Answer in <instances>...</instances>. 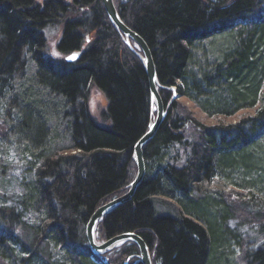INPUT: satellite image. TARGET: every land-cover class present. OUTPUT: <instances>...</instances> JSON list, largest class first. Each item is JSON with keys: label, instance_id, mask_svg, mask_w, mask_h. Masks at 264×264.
<instances>
[{"label": "trees", "instance_id": "16d2710c", "mask_svg": "<svg viewBox=\"0 0 264 264\" xmlns=\"http://www.w3.org/2000/svg\"><path fill=\"white\" fill-rule=\"evenodd\" d=\"M68 1L76 7L79 16L72 17V21H68ZM93 1L0 0V104L7 105L4 110L9 119L7 125L17 126L14 131L21 136L20 140L35 152H48L51 140L59 150L56 156L59 159L52 157L43 168L32 167L36 177L33 178L36 183L31 189L33 192L22 187L23 192L17 196L14 208L0 207V264H96L89 249L82 248V244L87 243L85 234L77 237L75 233L80 229L85 232L95 204L123 191L132 167L129 153L151 121L149 87L143 67L136 60H127L126 65L119 63L118 53L111 50L118 43L113 39L111 23L101 3L94 4ZM126 2L117 7L118 14L147 44L157 77L165 88L160 90L164 103L171 99V93L166 89L176 87L207 115L232 116L259 105L255 116L241 120L232 129L239 140L221 147L225 149L227 159L225 155H220L218 161L198 157L195 163L198 170L191 174L197 178L202 170L205 172L210 168V174L214 175L216 166L232 176L237 174L245 180L251 179L245 187L260 192L255 187L264 188V159L252 148L259 143L257 138L264 137V104L261 105L258 94L264 82V0ZM54 23L62 26L55 47L58 58L45 56L48 45L42 33L45 27ZM238 24L244 26H238L242 28L238 32L240 40L223 53L224 59L205 66L200 75L187 68V63L196 66L190 46L231 32ZM107 29L112 34L105 38L100 34L99 39L85 44V33L94 30L97 34L105 33ZM82 47L84 53L76 62L65 61L66 56ZM27 59L33 65V73L25 79ZM195 76L201 77L196 85L190 80ZM176 79L183 81L182 87L176 84ZM14 86L16 90L12 94ZM91 87L99 90L107 101L102 117L110 126L105 129L94 125L89 109L83 105ZM75 95L84 100L78 103L73 99ZM20 96H26L35 104L50 101L55 105V101H59L54 107L56 115L66 114L70 118L65 122V125H71L67 135H58V130L66 128L57 123L59 118L53 121L48 113L33 118L21 105ZM81 114L88 116L84 123L78 122ZM183 121L180 116H167L154 139L145 147L143 157L147 174L163 160L160 155L177 139V132L185 127ZM54 134L61 144L52 139ZM242 134L245 138H241ZM73 149L96 157L89 171L76 165V157L71 154ZM105 149L118 153L95 155ZM48 167H52V171ZM254 169H261V174ZM160 178L165 184L161 187L158 181L144 180L131 202L101 221L98 233L108 239L122 234L123 229L126 230L124 233L140 235L154 252V264H227L229 238L222 217L228 212L222 206L207 204L206 199L196 203L188 201L192 192L184 169L168 166L165 171L160 170ZM168 191L179 194L177 200L191 218L160 217L152 211L149 196ZM43 201L48 206H44ZM32 207L39 208L42 213L45 207L49 208L50 220L44 213L45 223L30 222L27 209ZM210 209L212 214L206 215L204 210ZM261 209L257 210L259 216L255 218L264 224V209ZM63 216L71 221L68 226L63 225L65 218L60 219ZM195 220L203 223L207 230ZM115 228L119 232L114 233ZM29 230L33 235L26 234L25 241L21 233ZM32 238L37 242H31ZM262 243L251 246L249 241L250 245L245 249L237 245L244 255V264H264ZM53 251L61 255L49 259ZM138 253L134 244H124L120 264Z\"/></svg>", "mask_w": 264, "mask_h": 264}, {"label": "bare ground", "instance_id": "6f19581e", "mask_svg": "<svg viewBox=\"0 0 264 264\" xmlns=\"http://www.w3.org/2000/svg\"><path fill=\"white\" fill-rule=\"evenodd\" d=\"M39 1H46V0H39ZM126 1L127 0H110V2H111L110 4H112L114 6V9H115V10H113L111 12H109L108 10H106V7H105V5L103 3V0H94L93 2H94V4H98L99 2L101 3L102 8L105 11V16L107 17L108 21L111 23V27H112V29L114 31L113 32V36H114L113 39L115 40V42H118L115 45V47L112 48L111 50L112 51H115L116 53H118V56L117 57L119 58V61H120L119 63H122L123 65H126L128 63L127 60H133V61L136 60L143 67V70H144V72L146 74V77H147V85L149 87L148 104H149V110H150V114H151V121H150V123H149V125L147 127V130L145 131V133L137 141V143L133 146V148L131 149V151L129 153V156L131 155V164H132V167H131V172H130V174L127 177L129 179L127 180V183L125 184V186L123 188V191H122L123 194L121 195L122 192L115 193V194L111 195L109 198H107L106 199L107 201H100L97 204H95L94 207H93L95 209V211L92 214V216L96 212L103 211V209H105L106 207L110 206L111 205L110 203L113 200L118 199L119 197H122L125 194H128L130 191L134 190L135 192H134V195L132 196L131 200H129L126 203L121 204L115 210H117L121 206H123V205L131 202L133 200L135 194L137 193L138 188L144 182V180L145 181H153V182L154 181H158L160 187L163 186V185H165L162 182V178H160V170L165 171V169L168 166L169 167L173 166L176 169H184L187 185H190L191 186V192H192L191 193V196H190V199H188V201H192V199L194 198V194L196 196L197 194L202 193V191L204 190V189H202V187L205 184H208V182H210V181L211 182H213V181H220L223 184H225L226 186L233 185L234 182H235V180H233V176H232L231 173H230L231 174V176H230V174H228L227 172L216 169V166H215V173H213L214 175H211L210 174V168H208V167H207L208 170H206L205 172L202 170V173L197 178H195L191 174V171L198 170V169H195L196 167H198L197 165H195L196 159H198V157L199 158H202L204 160H208V158L209 159L210 158H213V159H215V161H218L219 158H220V155H225V158L227 159L228 156L226 157L227 154L225 153V149L224 148H221V147L224 144L227 145V144H230V143H233V142H236L237 140H239V137H237V134L232 131L233 128H236L237 123H232V124H217V125H214V126H208V125H206L204 123H201V122H199V121H197L195 119H190V118H188V124L189 125L187 126V128H185L186 127V125H185L184 128L180 129L179 132H177V134H176V135H178L177 139H175L174 142L172 144H170V147H168V149L164 150L162 156L160 155V158L161 159L163 158V160L160 161V163H158L156 167L154 165V170L151 173H149V174L146 173V166H145V174H144V177L142 178L141 175L139 176V169H138V166H137V163H136L137 162V158H136L137 151L140 149V151L142 152V158L144 159V157H143V151H144L145 147L149 144V142H151L154 139L155 136L152 137L151 139H149L140 148H138V146H136V145L138 144V142L142 138L148 137L147 135L150 132V129H152L151 128L152 127V124L156 122L157 115H158V112H157L158 111V108H159V106H161V103L164 104V99L162 98V95L160 93V90L161 89H165V88L162 87V83H161V81H159L158 77H156V79L153 82L152 81V78L148 76V74L146 72L147 64L142 59V56H143L142 49H140V47L137 44H132V43H135L137 41L132 36H130V37L127 36L122 31V29L117 25L118 23H121L122 26L125 27L128 31H130L132 34H134L135 36L139 37L143 42H145L131 27H129L123 21V19L118 14V8H119V6L120 5H123V4H127ZM50 4L53 7V4L51 2H50ZM67 5L69 6L67 12H68V15L70 17L68 19V21H72V19H73L72 17H74V18H77L78 17L79 18V16L75 12L76 11L75 10L76 7L71 2H69V1L67 2ZM81 13H82V11H81ZM113 13H115V14L117 13V16L119 18L118 20L117 19L116 20H113V21L111 20V17L112 18L114 17L112 15ZM58 26H59V24H55L54 23L53 25H49L48 27H45L42 30V33H43L44 36H46V39H47V36H48V32L53 33L55 31H57L56 27H58ZM105 31H107V32H105V33L102 32V33H98L97 34V31L94 30V31L85 33L84 34V38L86 39V41L89 40L88 42H93L94 39H99L100 38L99 37L100 34L103 35V38H105V36H109L110 34H112V31L110 29H107ZM199 43H203V42L200 41ZM189 48L192 49V46H190ZM73 53L81 56L84 53V48L82 47V48L79 49V51L73 52ZM45 56H47V52H45ZM191 57H192V59L195 58L194 51H192V50H191ZM78 59H76L75 62ZM129 62L131 63V61H129ZM112 64L115 65L114 62H112ZM153 65H154V68H155V74L157 76L156 66H155L154 63H153ZM187 68L189 70H191V71H194L193 70V68H194L193 63H190V64L187 63ZM27 69H29V68H27ZM200 70L201 69H199L198 72L195 73V74H199L200 75ZM195 77L196 78H193V79L190 78V80L192 82H195V85H196V82H199V79L201 77L200 76H195ZM175 82H176V84L178 86H181L182 87V84H183V81L182 80L176 79ZM15 90H16V87L15 86L12 87V94H13V92H15ZM166 90H168L171 93V99H174V105L172 107L169 108L168 106H165V104H164L165 111H167L166 118H167V115L168 116L170 115V117L173 118V117H176L177 116L174 113V111L176 109V103H175L176 101L175 100L177 99V97L178 98H181V97H184V96L181 95L178 92V90H177L176 87H168ZM258 94H259V96L261 98V105H263L264 104V82H263L262 89L259 90ZM18 99L20 100L21 105L24 107V110H26V112L31 113V116L33 118H38L41 115L46 116L47 113H48V117H50L53 121H56L59 118V122H57V123L64 125L66 128L65 129L62 128V129L58 130V133H59L58 135L59 136H61L62 134L67 135L68 129H70V126L71 125H69V124H66L65 125V122H69L70 121V118L66 114H64V116H61V117H58L56 115L57 109H54V107H56L55 105L58 104L59 101L56 102L54 100L55 103H56L54 105L50 101H47L48 103H46V102L45 103L40 102L38 104H35L33 101H30V99L26 98V96H20ZM73 99L76 100L78 103H81L84 100L82 98V96L79 97L78 95L73 96ZM186 99L188 101H190L188 98H186ZM190 102L192 103V101H190ZM83 105L84 106H87L88 109H90V107H91L90 106L91 104L88 101V99L85 100V103ZM106 107H107V103H106ZM50 108H52V109H50ZM258 108H259V105L256 106V107H254V108H248V109H256V110H258ZM262 108H264V106ZM168 109H169V111H168ZM240 111H242V110H240ZM89 112H90V110H89ZM239 112H236L234 115H236ZM90 115L93 118L92 121L95 122L94 125L97 126L98 128L105 129L107 126H110V123L108 122V120H105L102 117V114H101V117H99V119L98 118H94L93 115L91 114V112H90ZM234 115H232V116H234ZM207 116L213 117L214 115L213 116L212 115H207ZM232 116H227V117H232ZM3 117H4V119H5L6 123H7L9 119H8V115L6 113L4 114V111H3ZM78 118H79L78 122L79 121H83L82 123H84V121H87L88 120V116L85 115V114H81L80 116H78ZM185 118H184V120H185ZM244 119H246V118H244ZM253 120H254V118L251 121H253ZM3 122H4V120H3ZM16 127L13 126V125H9V124H8V126L3 127V132L5 130H6V132L4 134H1L0 133V149L3 148V141H7L8 140V138H9V132L11 130H14ZM188 127L192 128L191 131L188 129ZM12 136H13V134H12ZM51 137H52V139H54L58 143H60V144L62 143V141L60 140V138L57 135L54 134ZM241 138H245V134H242L241 135ZM260 139L261 138H257V141L260 140ZM23 142L25 143L24 140H23ZM25 144H26V148L27 149H30V152H34L35 153V151H33L31 149V147L27 143H25ZM52 146H54V141L51 140V142H50V147L51 148L48 150V152H46V151H39V152H36V155L35 156H31V155H29L27 153V159H28V165L27 166L30 168V171H31L32 167H38V168H40L42 166V168H43V166H45V165L48 164L47 163L48 162L47 160H50V159H52V157H56L57 156L59 150L56 149L55 146L54 147H52ZM214 146H216L217 148H214ZM7 148H8V150L12 149V148L9 149L8 146H7ZM100 151H102V152H97L95 155H98L99 153H103V154L118 153L117 151H114V150H111V149H105V150H100ZM214 152H215V154H214ZM53 154H55V155L52 156ZM71 154L76 157L74 159L76 161V165H81L84 168V171L85 172L89 171L90 166L93 165L94 164V161L96 160V157H94L92 155L89 156L87 154H84V153L81 152V150H78V149L71 150ZM57 159H59V158H57ZM144 163H145V161H144ZM213 163H214V161H212V164ZM201 168L202 167L200 166L199 170H201ZM49 169H50V171H52V167H48V170ZM32 171L29 172L27 170L26 173L23 174V176L26 175V177L22 181V187L23 188H26L27 187L28 189H30V191H32L31 189H34L35 184H36L35 181L33 180V178L36 179V177H35V174L32 173ZM27 172H28V174H27ZM230 178L233 180V182L231 181ZM187 188H188V186H187ZM253 190H255V189H252L251 191H253ZM172 192L173 191H168L166 194L153 195L152 197L149 196L148 200L150 202L152 211L153 212L155 211V213L157 214V216H160V217H162V216H168L169 215V216L174 217V218H182V217H184V218H191L188 215H186L185 208L177 200L179 198L178 197L179 194H173ZM252 193H254V196H256V195L261 196L262 195L261 192H259L258 190L256 192H252ZM256 197L258 198V196H256ZM259 198H262V197H259ZM159 199H164V201H166L167 203L166 202H162ZM54 200H55L54 198L51 199V202L53 203ZM196 201H198V200H196ZM169 203H175L178 206V210L175 211L174 213L169 212L168 210H163L162 207L163 206H170ZM43 204H44V206H48V203L47 202H44L43 201ZM43 204H41V205L43 206ZM2 206H3V208H8V209L14 208V206H9V207L8 206H4V205H2ZM58 206H59L60 209H62V207L60 206L59 203H58ZM158 208L161 209V210H163V211H165V212H160L158 210ZM27 212H29L30 215L37 214V215H40L42 217L46 215L47 219H49V220H50V216L49 215L52 214L50 212L49 208H47V207L44 208L45 215H44V213H42V211L39 208H36V209H34L33 207L30 208V209L28 208L27 209ZM65 214L67 215V213H65ZM105 217H103L98 222V224L95 227V230H94V233H93V236H92V240L94 238V241L95 242H97L96 241V238H97V235L99 234L98 233V227H99L101 221ZM14 218L16 220H20V218H17L15 215H14ZM63 218H65V220L63 222V225L66 224L68 226V223L71 222V221H68L66 219V217H64V216L63 217H60L61 220ZM195 221L198 224H200L202 227H204L206 229V227L202 223H199L197 220H195ZM39 222H41V221H39ZM123 231L125 232L126 230L123 229ZM116 232H119V230L117 228H115L114 233H116ZM124 232L122 234H120V235L119 234L118 235H115V236L111 237L110 239H108V237H106V236L103 235L102 238H103L104 242L102 244H105L107 242L109 243L110 240H115V239L119 238V236H121V235L128 234V232H126V233H124ZM87 233L88 232H86V231L83 232V230L80 229V230H78V233H75V235L77 237H80V236H82V235L85 234V240H86L87 244L90 247V244H89L90 240L88 238V234ZM136 235L145 244V246H146L145 248L147 250V253L144 254V258H143V255H141L140 250H139V247H138L139 244L136 241L135 242L128 241L127 243L134 244L137 247L139 253L134 258H128L122 264H145V260H147V258H149L151 260V263L154 264V260H153V254H154V252L151 250V248H149L148 244H146V242L143 240V238L140 235H138V234H136ZM122 242L123 241H117V242L114 243V241H113L114 246L110 247L109 248V251L113 250L114 248L115 249L116 248H122V246L124 245V244H121ZM9 243H10V241H9ZM250 243H252V241H250ZM107 252L108 251L103 252V253H101V254L98 255V257H100L103 260L104 264H108L107 261H106V259H105V257H103V256H105V254ZM60 255H61V253L58 252V251H56L55 253H53V254L50 255L49 259L51 258V256H52L53 259H55V258L59 257ZM241 257H242V260L239 259V258H238V260H239L240 263H244V261H243L244 255H241ZM95 262H96V264H100V262H98V261H95Z\"/></svg>", "mask_w": 264, "mask_h": 264}, {"label": "rangeland", "instance_id": "374dc122", "mask_svg": "<svg viewBox=\"0 0 264 264\" xmlns=\"http://www.w3.org/2000/svg\"><path fill=\"white\" fill-rule=\"evenodd\" d=\"M259 12H262L261 13L262 15L263 8ZM238 26H242V24L241 25L238 24L235 29L231 30V32L229 31L217 37L202 40L201 42L203 43H198L192 46L191 50L194 51V56H195L194 60L196 63V66H194L193 68L194 71H192L193 73H197L199 69L205 68V65L207 66L212 63H217L220 62L222 59H224L225 56H223L224 55L223 53H226L229 50V48L232 47V45H234V43L239 42L240 40L239 33L240 31H242V28L240 27L238 28ZM61 28L62 26H60L59 24V26L56 27L57 31L53 33L48 32V36H47L48 55H53L54 57L59 56V54L55 49V45L61 35ZM88 41H84L85 44H89ZM132 44H136V43H132ZM26 63H27V68L29 69H27V77L25 79L31 77L33 73V65L29 61V59L26 60ZM87 99L91 104L90 105L91 107L89 109L91 114L93 115L94 118L99 119V117H101L102 112L106 111L107 102L104 95L95 87H91ZM175 101H176L175 102L176 109L174 113L183 119L186 117L185 120L186 119L187 120L183 121V124L186 125L185 128H187V126L189 125L188 118L195 119L208 126H214L217 124L238 123L240 120L244 118L255 116L256 114L255 111H257L256 109H244L232 117H227L224 115H214L213 117H209L203 112H201V110L196 105L188 101L185 97H181V98L177 97ZM164 104L165 106H168L170 108L174 105V99H170L167 101V103ZM6 106L7 105L1 106L0 104L1 134H4L6 132V130L3 132V127L8 126L3 117V111L5 110ZM188 129L191 131L192 128L188 127ZM20 137L17 135V131L11 130L9 132L8 140L3 141V148L0 149V207L2 205L8 207L9 206L15 207L17 196H19V194L23 192L22 181L26 177V175L23 176V174L26 173L27 170L31 172L30 168L27 166L28 165L27 153L31 156L36 155V152L35 153L30 152V149L26 148V144L23 142V140H20ZM258 141L260 142L257 145H253L252 150L253 151L258 150L259 151L258 157L264 159V137H261V139ZM7 146L9 147V149L10 148L12 149L8 150ZM254 170L258 173L262 172L261 169H254ZM227 173L230 174L229 172ZM233 180H235L234 184L228 186H226L220 181L208 182V184H205L202 187V189H204L202 193L197 194L196 196L194 194V198L192 199V202H195L196 200L206 199L207 204H213V206H222L224 210L228 212L226 217H222L223 227L226 230L227 232L226 235H228L229 238L227 246H229L230 248L229 249L230 251H227V255L229 256V258L226 260V263L228 262L227 264H231V263L244 264V263H240L238 260V258L242 260L241 257L242 254L241 251L238 249L237 245L241 246L242 249H245L246 245L247 246L250 245L249 241H252L251 246H258L262 241L263 243L261 245L264 244V229H263L264 224L259 223V219L255 218L259 216V214H256L257 210L259 208L264 209L263 208L264 188H259L261 186L258 185L259 186L258 187L256 185L255 188L260 189V192L262 194L261 196L256 195L258 196L257 198L256 196H254V193H252L251 190L245 187L246 183L252 181L251 179L245 180L243 178L238 177L237 174L235 175L233 174ZM122 194L123 192L121 193V195ZM159 200L162 202H166L164 201V199H159ZM169 204L170 206H163L162 209L168 210L169 212L172 213L178 210V206L175 203H169ZM249 206L251 207L248 208ZM158 210L160 212H165L159 208ZM208 212L204 210V213L206 215L212 214L213 210L211 211L210 209L208 210ZM28 220L30 222L34 221L41 224L45 223L43 217L37 214L34 215L29 214ZM205 222L207 221L205 220ZM85 231H86V227H85ZM21 234L23 240L25 241H26V234H28L31 237L33 235L30 230L25 231L24 234L23 233ZM96 239L98 244H102L104 242L101 234L100 235L98 234ZM31 242L35 243L37 242V240L33 239ZM82 248L89 249V252L92 254V258L95 261L100 262V264H103L102 262L103 260L100 257L94 255L90 251V247L87 243L82 244ZM114 249L108 251L105 254V256H103L105 257L108 264H120V262H122V257H121L122 248H116L115 250ZM55 252L56 251H53V253Z\"/></svg>", "mask_w": 264, "mask_h": 264}, {"label": "water", "instance_id": "95a60500", "mask_svg": "<svg viewBox=\"0 0 264 264\" xmlns=\"http://www.w3.org/2000/svg\"><path fill=\"white\" fill-rule=\"evenodd\" d=\"M103 3L105 5V7H106V10H108L109 12L115 10L114 6L112 4H110L111 3L110 0H103ZM112 15L114 16L113 18L111 17L112 21L116 20V19L117 20L119 19L118 16H117V13L116 14L113 13ZM117 25L122 29V31L127 36H129V37L132 36L137 41L135 43L140 47V49H142V53H143L142 59L147 64L146 72H147L148 76L152 78V81L154 82V80L156 79L157 76L155 74V68H154V65H153L152 55H151V52H150L147 44L145 42H143L139 37L135 36L130 31H128L125 27H123L121 23H118ZM70 57H75V58L74 59H70ZM70 57L67 58V62L75 61L76 59L79 58V55L72 54ZM157 112H158V115H157L156 122L152 124V127H151L152 129H150V132L147 135L148 137L142 138L138 142V144L136 145V146H138V148H140L143 144H145L149 139L154 137L156 132L158 131L159 127L161 126V124L165 121L167 111H165V107H164L163 103H161V106H159ZM136 158H137V162L136 163H137V166H138V169H139V176L141 175V177L143 178L144 174H145V165H144L145 163H144V159L142 158V152L140 151V149L137 151ZM134 192L135 191L132 190L128 194H125L124 196L113 200L110 203L111 204L110 206H108L105 209H103V211L96 212L91 217L89 222L87 223L86 232H88L87 234H88V238L90 240V242H89L90 250H91V252L94 255L98 256L99 254H101L103 252H106V250H108L110 247L114 246V243L117 242V241H123L121 244H123L125 242H128V241H133V242L136 241L139 244V245L138 244L137 245L139 247L140 253H141V255H143V258H144V254L147 253V250L145 248L146 246L143 243V241L140 240L137 237V235L134 234V233H128L126 235H121V236H119V238H117L115 240H110L109 243L107 242V243L101 244V245H97L96 242L94 241V238L92 240V236H93L95 227L98 224V222L103 217H105V216L109 215L110 213H112L118 206H120L121 204L126 203L129 200H131L132 196L134 195ZM113 241H114V243H113ZM145 264H152L151 260L149 258H147V260H145Z\"/></svg>", "mask_w": 264, "mask_h": 264}, {"label": "snow or ice", "instance_id": "6c2138e0", "mask_svg": "<svg viewBox=\"0 0 264 264\" xmlns=\"http://www.w3.org/2000/svg\"><path fill=\"white\" fill-rule=\"evenodd\" d=\"M75 57H70V59H74Z\"/></svg>", "mask_w": 264, "mask_h": 264}]
</instances>
